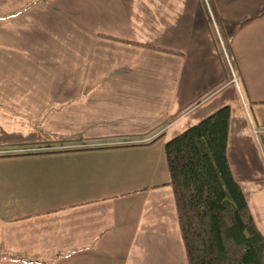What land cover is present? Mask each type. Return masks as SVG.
Masks as SVG:
<instances>
[{
	"label": "crops",
	"instance_id": "obj_1",
	"mask_svg": "<svg viewBox=\"0 0 264 264\" xmlns=\"http://www.w3.org/2000/svg\"><path fill=\"white\" fill-rule=\"evenodd\" d=\"M224 106L264 236V0H0V254L186 264L164 145Z\"/></svg>",
	"mask_w": 264,
	"mask_h": 264
},
{
	"label": "trees",
	"instance_id": "obj_2",
	"mask_svg": "<svg viewBox=\"0 0 264 264\" xmlns=\"http://www.w3.org/2000/svg\"><path fill=\"white\" fill-rule=\"evenodd\" d=\"M223 84L220 80L212 85L168 122ZM159 127L139 137H147ZM229 127L230 107L224 106L164 145L166 185L173 192L186 264H264V236L228 163ZM0 259L42 263L5 254Z\"/></svg>",
	"mask_w": 264,
	"mask_h": 264
},
{
	"label": "built area",
	"instance_id": "obj_3",
	"mask_svg": "<svg viewBox=\"0 0 264 264\" xmlns=\"http://www.w3.org/2000/svg\"><path fill=\"white\" fill-rule=\"evenodd\" d=\"M236 81H237L236 78H233V79H232V82H236Z\"/></svg>",
	"mask_w": 264,
	"mask_h": 264
}]
</instances>
